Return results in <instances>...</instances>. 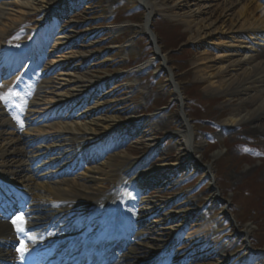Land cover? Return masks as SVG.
I'll return each instance as SVG.
<instances>
[{"label": "rangeland", "instance_id": "374dc122", "mask_svg": "<svg viewBox=\"0 0 264 264\" xmlns=\"http://www.w3.org/2000/svg\"><path fill=\"white\" fill-rule=\"evenodd\" d=\"M25 1L36 5L40 0H21ZM153 1L159 5L160 11L149 20L148 33L142 29L145 11L135 0H63L69 13L61 18L57 11L60 5L54 7L60 19L56 22L52 17L54 12L49 15L53 24L49 37L46 32L49 23L40 24L48 18L47 12L38 11V15L33 12V17L24 16L20 23L13 25L9 35L5 36L9 39L6 44L21 53L26 52L29 45L24 41L28 33L37 35L47 52L42 60L37 59L36 67L37 71L51 68L53 72L50 70L48 81L57 83L61 80L58 76L62 63L55 66L51 63L59 56L58 52L67 54L69 50L76 52L71 66L76 72L81 70L77 73L81 80L101 83L111 77L100 89H95L101 97L94 102L88 99L86 111L95 112L99 108L98 116L112 118L117 125L124 124L126 120H136L139 131L133 141H123L125 135L109 137L108 143L111 142L116 149L113 155L134 161L144 154H156L158 157L153 162L175 164L172 180H160L161 185L152 189L155 196L143 197L149 208L155 207L163 213L160 215L169 218L182 214L180 217L183 219L179 221L181 231L176 234L178 241L169 256L173 261L188 253L183 264H222L209 254L220 251L219 254L229 258L225 264H242L240 259L242 262L248 259L244 254L246 246H252L256 250L247 264H264V137L253 133L249 125H225L231 108L244 97L218 95L219 79L210 83L197 71L198 62L204 57L214 61V68L221 67L226 56L233 54L226 51L231 47L254 50L255 64H260L264 61L263 48L255 46L258 44L255 37H249L245 45H239L238 42L244 40L225 34L217 36L218 33H211L209 39L197 45L192 41L188 22L195 19V24L199 22L206 32L212 30L204 21L206 15L193 16L197 13L196 4L192 0H170L168 4L164 0ZM224 1L228 0L213 1L210 6L215 8L207 9L217 11ZM255 1L259 4L257 15L263 16L264 0ZM128 10H132L130 15ZM56 29L58 35H54ZM60 33L68 37L69 49L63 47L53 51L51 48L60 38ZM147 34L153 36L157 46L152 45ZM155 50H159L161 60L154 56ZM149 58L148 66L142 68L143 61ZM128 63L133 68L126 70ZM163 65L164 70L161 69ZM124 73L128 74L112 79L114 75ZM93 90L91 98H94ZM182 116L192 130V144L197 149L192 161L187 159L183 140L177 136L182 129ZM78 121L82 124L83 120L80 118ZM104 144L93 141L86 145L97 147ZM214 154L219 157L213 161L208 175L205 169L211 165ZM122 176L118 173L114 179ZM114 179L101 182L99 192L113 190L116 187ZM119 194L125 201L137 199L132 188H123ZM126 208L132 210L128 203ZM151 215L144 213L142 218H149L148 224L160 221L158 224L163 225V217L155 220ZM175 228L170 230L168 226H160L165 239L158 234L149 236V240L153 238L161 243L141 241L139 244H147L149 255H153L164 247ZM246 228L249 234L244 238ZM189 241L196 243V251L188 252V245L184 244Z\"/></svg>", "mask_w": 264, "mask_h": 264}, {"label": "bare ground", "instance_id": "6f19581e", "mask_svg": "<svg viewBox=\"0 0 264 264\" xmlns=\"http://www.w3.org/2000/svg\"><path fill=\"white\" fill-rule=\"evenodd\" d=\"M62 1L63 0H40L38 4L33 5V3H30L29 1L0 0V65L5 60H9L7 64L8 66H11L14 60L9 46L6 45V42L9 39L5 37L9 35L13 25L15 26L20 23L24 16L26 17L29 15L33 17V12H35L34 15H38V11H44V13L47 12L49 14V12H52L53 8L61 4ZM135 1L140 4L145 11L142 29L145 33H148L150 24L149 20L160 11L159 5L153 0ZM213 1L216 0H192L197 6V13L193 16L198 15L199 17H204L206 15L207 18H205L204 21L209 23L207 28L212 30L210 33L206 32L204 30L205 28L201 26L199 22L195 24V19H191L190 22H188V25H191V28H189L193 34L192 41L198 45L202 40L209 39L211 33H218L217 36H223L225 34L227 36H234L235 39L244 40L238 43H240L239 45H245V40L249 39V37H255L256 39L254 41H258V44H255V46L263 48L262 51L264 53V15H257L259 7L258 2L255 0H228L224 1L223 4L218 7L217 11L211 10V12L208 9L215 8V6H210ZM164 2L168 4L170 3V0H164ZM42 23L43 21L40 24ZM40 24H38V26ZM52 25L53 24L49 22L46 30L47 36H50L49 33L50 29H52ZM59 35H61V33ZM27 36V43L33 44V55L36 58L39 56V50L35 48L38 46L39 38L33 32H29ZM229 39L231 40V38ZM34 42L37 43L35 44ZM153 42L157 46L155 39H153ZM69 45L68 37L63 34L55 41V48L53 47L52 50L54 51V49L56 50L63 47L68 50ZM226 51L232 52L233 54L226 56V60L219 68L213 67L212 63L214 61L211 58H201L198 62V65L200 66H197L198 74L202 76L205 75L207 78H204V80L210 83H213L215 79H219L220 84L218 95L223 97H244L245 100H240L236 106L231 108L229 116L225 121V125L231 127L249 125L252 126L253 133L262 134L264 137V61L256 65L255 56H252V53H255V51L252 49L244 50L231 47ZM58 54L59 56L53 59L54 61L51 63V66H55L58 62L62 63H60L62 70L58 76L61 80H58L57 83L52 80L45 81L44 86L36 90L34 98L29 103L25 115H34L39 112L45 114L55 110L58 111V108L64 109L71 104L68 102L74 101L76 98L80 99L84 97L83 95L85 92L92 87H100L103 83L111 80V77H109L103 79L101 83L83 81L77 74L81 70L77 69L76 72L71 66L75 60L76 52L69 50L67 54H62L61 52H58ZM156 55L161 56L159 50H155L154 56ZM16 62L17 61H14V63ZM143 66H148V63H144L142 68ZM162 67H164V65ZM49 72L50 70L47 67H44L43 73L49 74ZM168 77L170 78L169 75ZM114 78L116 77H112V79ZM201 80H203V78ZM11 83L8 84L9 86L6 88H10V86L13 85ZM2 91H0V94ZM175 97L178 98L179 101L177 93L175 94ZM10 108L11 107L9 106L7 109H2V105L0 104V181H7L16 187L19 186L29 189L31 210L34 212V215L32 216V224L41 226L50 224L51 226H56L57 230H70V225L66 224L67 221H69V219H67L68 215L74 210H83L86 212L82 213L79 221H85L89 229L93 228V231H96L93 235V240L100 241L102 238L111 236L113 232L109 229L110 226L113 230L115 226L119 227L118 230H120V233L122 234L126 229H129V227L130 231L137 228H141L144 231L141 233L127 232V234L130 233L132 236H128L127 242L121 241V243H124L128 249L127 253L118 261V264H144L142 260L148 259L149 260L146 264L150 262H153V264H162L160 261L165 258L163 253L168 251H164L161 257L158 255L155 259L150 258L148 257L149 247L147 244L134 245L129 237H133L134 235L135 239L141 238L145 241H152V243H161L160 241L158 242L157 239L151 238V240H149V236L156 237L158 234L165 239V236L161 234L163 230L160 229V226H168L170 230L171 228L176 227L172 230L173 232L171 231L172 234L167 238V242L170 243V241H174L172 244L174 245L178 241V239H174V237L181 231L179 221L183 219L180 217L182 214L168 218L164 215H160L162 212L155 207L152 208L150 206V211L155 220H158L159 217H163V222H161L163 225L158 224L160 221L148 224L144 221L145 218L142 219L140 217V219H138L134 216H129V218L123 222V218L118 213H107L115 207L117 209L118 203L116 201L118 198H116L115 201L112 197L114 195L112 192H108L105 196H100L101 192H99L100 189L98 187L101 182H106L111 179L113 180L118 173H122L125 180L132 183L134 182V186L137 188L144 184H150L151 181L153 187H156L157 180L161 179L162 176H165L167 173L171 174V172L176 171L175 164L157 165L148 168L142 175L139 174L136 176L135 165L137 169L147 165V163H149L148 157L150 154H144L138 159L135 158L134 161H131L130 159L122 160L118 155H111L105 158V160L96 167L87 169L83 176H80L75 180L67 181L59 179L58 181H54L52 177L55 176V173L59 175V171L56 170L55 172H47V178L49 179H46L45 181L44 178L36 177L29 171V169H27V167L32 164L31 162H29L30 164L28 163L29 165L24 163L25 160H30L34 155L28 156L26 154L25 149L27 144L25 143V139L20 137L12 123L7 119L6 113L10 112ZM76 109L80 110V107H77ZM95 109L96 108H94V110ZM98 109L99 108H97L94 113L87 111L86 114L77 112L73 116L68 115V118L64 122L62 117H58L52 121H43L36 124L30 123V126H33V133L38 134L39 141H51V144L53 145H46V142H44L43 145H41L44 147H39V149H44L43 153L41 152L42 155L39 153H37V155L35 154L36 159L40 156L43 157L53 153L57 156L51 164L54 163V165H56V163H59L60 160L63 159V156L68 155L65 153L67 149L65 148V151L58 150L56 148L58 145H65L68 143L71 147L75 148L78 146L75 141H86L93 137L101 138L107 134L106 131L114 130L117 126L115 121L112 118L98 116ZM28 116H26L27 119ZM57 116L58 115H55V117ZM80 118L83 119L82 124L80 121H77L80 120ZM52 119H54V117H52ZM31 120L32 119H29L28 121L30 122ZM180 121L182 123V129L177 133V136H180L183 140V147L185 148L183 152L187 154V159L192 161L193 156L197 155V149L192 144V130L183 116ZM162 125L163 124L161 123V128ZM35 148V151H37L38 147ZM103 156L104 152L103 154H100V158L102 159ZM218 157V154L212 155V162H210L211 165H207L205 169L206 174L210 175L209 171L211 170L212 163L214 160H217ZM214 182L215 181L213 180V184H215ZM118 184V188H122L123 185H128L124 179H120ZM214 193V195H218L216 191H214ZM93 197L99 199L92 202ZM87 200L90 201L86 202ZM144 207L145 210L148 209L147 205ZM225 224V226L229 227L228 223ZM97 232H100V234H97ZM10 234L11 231L8 224L0 221V258H6L9 254L5 249V244L11 239ZM248 234L249 229L246 228L243 233L245 236L244 238H246ZM81 236L82 235L78 236V242ZM184 245H188V252L192 250L196 251V243L189 241ZM219 253L209 254L215 260H218L217 263L222 262V264H225L229 258ZM185 257L186 256L184 255V257L179 258L175 264H183ZM107 258L111 259V257ZM235 261L236 260L233 259V262Z\"/></svg>", "mask_w": 264, "mask_h": 264}, {"label": "snow or ice", "instance_id": "6c2138e0", "mask_svg": "<svg viewBox=\"0 0 264 264\" xmlns=\"http://www.w3.org/2000/svg\"><path fill=\"white\" fill-rule=\"evenodd\" d=\"M10 99V94L8 95H0V101H3L5 104H7L9 102ZM22 230V229H19Z\"/></svg>", "mask_w": 264, "mask_h": 264}]
</instances>
